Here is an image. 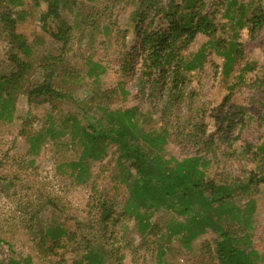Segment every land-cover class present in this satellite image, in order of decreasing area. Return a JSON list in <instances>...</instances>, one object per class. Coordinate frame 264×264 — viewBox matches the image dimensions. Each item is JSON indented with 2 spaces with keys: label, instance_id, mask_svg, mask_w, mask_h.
<instances>
[{
  "label": "trees",
  "instance_id": "obj_1",
  "mask_svg": "<svg viewBox=\"0 0 264 264\" xmlns=\"http://www.w3.org/2000/svg\"><path fill=\"white\" fill-rule=\"evenodd\" d=\"M124 1L103 0L101 9H92L83 16L77 0H41L38 29L60 45L35 67L42 69L40 80L25 85L33 68V53L16 27L27 11L19 0H0V37L7 43L10 64L8 72H0V121L10 117L19 93L26 96L30 110L49 104L54 113L61 105H67L70 109L61 115L58 126L51 123L44 130L47 140L64 134L79 150L76 161L62 165L65 173H74V181L80 182L87 172L83 165L87 159L102 160L109 148H114L127 163L125 180L129 179V183L120 202L121 212L117 214L116 204L101 198L90 205L95 210L93 224L102 233V240H110L111 244L95 251L86 247L84 256L73 264H103L106 256H113L121 264L124 254L119 256V252L134 254L142 248L154 252L157 264H165L163 258L169 248L156 244L154 236L158 235L165 245L176 239L183 248L206 230L212 234L214 247L209 242L201 244L196 264H264V226L254 229L250 224L253 198L264 186V133L258 142L249 141L244 134L248 107L228 100L211 110L214 130L207 131L206 109L196 102L191 89V71L204 64V50L191 56L186 52L197 35L210 39L219 28L226 27L217 22L220 11L221 18L233 21V25L229 24L233 36L243 21L250 24L249 33L253 36L264 27V11L259 3L264 0H226L215 11L207 10L203 0H134L133 44L123 41L125 34L117 29L114 16ZM60 10L69 12L74 21L67 24ZM72 27L86 29L90 36L97 30L106 35L112 33L113 41L120 46L115 85L102 89L99 81L106 70L90 60L92 69L88 75L94 77L97 86L82 99L56 84L58 79L68 82L77 76L65 64ZM241 55L239 49H234L227 56L229 71ZM248 66L241 70L244 72ZM128 100L135 104L112 109L116 102ZM144 105L148 107L143 109ZM257 121L260 125L264 118L258 117ZM142 125L150 127L141 130ZM167 145L178 147L183 157L165 155ZM242 163L257 169L248 170V176L238 181L232 174V165L239 167ZM242 199L240 208L237 204ZM159 210L169 214L151 221L148 215ZM177 217L183 221H177ZM130 220L140 238L136 245L132 244ZM161 228L164 239L158 234ZM67 235L64 224L55 222L47 226L41 239L55 244ZM72 235L76 236L75 232ZM38 247L41 253L50 252L43 250L42 244ZM4 264L21 262L8 260Z\"/></svg>",
  "mask_w": 264,
  "mask_h": 264
},
{
  "label": "rangeland",
  "instance_id": "obj_2",
  "mask_svg": "<svg viewBox=\"0 0 264 264\" xmlns=\"http://www.w3.org/2000/svg\"><path fill=\"white\" fill-rule=\"evenodd\" d=\"M19 1L22 2V8L27 13L25 18L18 22L16 31L25 38L33 53L31 58L33 68L25 84L28 85L40 80L42 69L35 67L43 62L41 60L43 56L58 48L60 43L57 44L48 39L38 29L41 0ZM77 1L83 16L92 9H101L103 4V0ZM237 1L247 2V0ZM124 2L120 9L115 10L114 16L117 29L125 34L123 41L133 44L135 39L132 27L136 4L134 0ZM203 2L209 11H215V8L220 10L226 4V0H203ZM259 3L264 11V2ZM59 14L67 24L74 21L67 11L60 10ZM220 14L216 17L217 22L226 24V27L219 28L210 39L197 35L186 51L191 56L203 48L205 54L202 67L191 71V89L196 94V102L204 105L206 109L204 120L209 133L214 130L213 119L209 117V113L224 100L234 105L248 107L249 111L246 112L245 117L248 125L244 134L249 141L255 142L264 133V122H260L259 125L257 121L258 117L264 118V27L251 36L250 24L243 21L242 26L237 25L241 28L237 30V35L233 36L234 30L229 27L233 21L229 23V20L221 18ZM145 25L146 23L143 27ZM92 35H88L86 29L71 28L65 64L77 76L68 82L65 79H58L56 83L62 88L71 90L76 98L87 97L97 86L94 77L88 75V70L92 69L90 60L100 63L106 70L99 81L102 89L114 86L118 79L116 70L118 69L119 42L113 41L112 33L106 35L101 33V30L95 31ZM3 39L4 37H0L1 73L10 70V64L7 61V43H4ZM234 49H239L242 55L229 71L227 56L232 54ZM245 65L250 66L243 72L241 68ZM131 104L135 103L132 100L118 101L112 109L125 108ZM12 105L10 117L0 121V264L8 260H17L21 264L25 261H29V264H73L75 260L84 256L86 247L89 246L95 251L97 247L111 244L110 240H102V233L98 226L93 224L92 221L96 219L95 210H92L90 205L96 204L95 201L101 198L116 204L117 214L121 212L120 202L127 194L126 185L129 183V179L125 180L128 171L127 163L118 157L114 148H109L106 150L107 155L104 159L94 162L87 159V162L83 164L87 169L86 174H83L80 182L74 181V173L71 176L65 173V167L62 165L76 161L79 150L68 142L69 137L64 134L57 136L59 139L47 140L44 131L51 123L55 127L58 126L57 121L70 107L61 105L57 112L55 110L51 113L49 107L52 105L45 104L30 110L26 96L20 93L16 95ZM146 107L148 106H142L143 109ZM92 112L89 111L90 114ZM91 117L94 115L91 114ZM151 119L154 120L153 117ZM149 127V125H142L140 129ZM59 142H68V144L62 145ZM164 154L177 159L183 157L181 150L174 145L165 146ZM232 169L233 176L238 181H242L248 176V170L257 169V167L242 163L239 167L232 165ZM243 201L244 199L237 204L240 208L243 207ZM253 203V217L250 224L256 229V227L264 226V186L259 188ZM161 211L149 214L150 220L154 221L158 217L165 218L169 214ZM177 221L183 220L177 217ZM55 222L63 223L69 235L60 239L59 244L43 241L41 238L47 226ZM128 225L131 230L130 235L133 236L132 244L136 245L140 238L135 223L130 220ZM89 226L93 228L90 229ZM112 229L113 232L116 230L115 227ZM74 232L76 236L72 235ZM161 233L165 234L163 228L158 234L161 235ZM212 239L211 232L206 230L182 248V244L176 239L166 242L165 245V242L160 243L158 235L153 237L156 244L169 248L163 258L165 264H196L201 244L207 242L212 244ZM40 244L43 250H50V252L41 253L38 247ZM211 247L214 245L212 244ZM123 254L121 264H157L154 252L151 253L144 248L134 254L129 251L118 253L119 256ZM103 264H117V260L113 256H106Z\"/></svg>",
  "mask_w": 264,
  "mask_h": 264
}]
</instances>
